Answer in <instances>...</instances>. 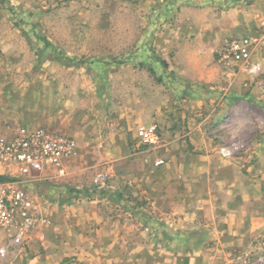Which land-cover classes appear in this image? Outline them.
Listing matches in <instances>:
<instances>
[{
	"label": "rangeland",
	"instance_id": "obj_1",
	"mask_svg": "<svg viewBox=\"0 0 264 264\" xmlns=\"http://www.w3.org/2000/svg\"><path fill=\"white\" fill-rule=\"evenodd\" d=\"M185 1L0 0V136L22 126L43 128L72 136L77 146L62 176L20 177L0 169V177L22 181L37 216L20 245L0 234V264H264V64L249 74L216 58L224 39L247 32L222 28L246 20L257 0H238L242 6L234 10H226L232 1L212 10L187 0L202 7L197 13L182 9ZM157 60L166 67L163 80L152 82L139 72ZM110 69L109 81L104 71ZM183 78L203 83L195 87L201 103L189 100V113L183 112L186 97H177L189 95L191 85ZM157 106L160 146L178 143L169 155L194 160L206 151L238 162L234 196L255 215L248 227L239 220L244 236H221L215 226L216 217L228 220L224 212L233 200L221 190L211 193L219 209L212 208L210 221L197 203L183 201L184 212L155 211L137 191L151 169L144 156L162 159L166 152L143 149L137 138L120 148L114 118ZM26 115H32L31 125L19 123ZM201 141L217 151L195 150L194 142ZM250 176L256 191L247 194L242 178ZM173 180L164 177L165 185L149 187L166 191ZM85 189L96 193L90 199L71 193L70 203L65 201L70 191Z\"/></svg>",
	"mask_w": 264,
	"mask_h": 264
},
{
	"label": "crops",
	"instance_id": "obj_2",
	"mask_svg": "<svg viewBox=\"0 0 264 264\" xmlns=\"http://www.w3.org/2000/svg\"><path fill=\"white\" fill-rule=\"evenodd\" d=\"M188 1L186 0L185 4H188L186 3ZM200 1L202 4L203 2H205L204 4H206V5H202L203 9L206 8L212 10L219 9L220 7H217V5L214 4L217 3L219 4L220 1L233 2L232 5H230V7H228L226 10H234L239 6H242L240 5L241 2L238 0H200ZM256 2L257 3H254L253 7L250 8V15L246 20L240 18L239 19L240 24L238 22H235L233 23L234 26L230 29L222 28L224 29L222 32L236 35V34H241L244 28L247 29L246 30L247 32L244 33L243 36L249 35L256 40V47L253 54V61L259 66H261L262 64H264V0H257ZM259 4H261V6H259ZM202 7L198 5H190L189 3L188 5L182 7V9H184L185 11H191V13H197L199 11L198 9L201 10ZM152 63L154 62H151L150 64ZM145 67L146 69H140L139 73H141V75L143 76L145 75L148 78L150 77V79L153 82L155 80L154 75L151 74L148 66ZM151 67L154 69L157 75L160 74L161 71L157 66H155V64H152ZM120 71L123 70L121 69ZM104 73H105L104 74L105 77H109V75L111 74V69L105 70ZM125 73L127 76L130 77L132 75H135L133 74L135 73L134 70H125ZM183 80L184 83L191 85V88L192 87L195 88L196 85L203 84L200 79L183 78ZM109 81H110V77H109ZM186 93H189V95L187 94L186 96H183L184 94H179L180 96H177L180 98L186 97L185 99L188 100L185 102L186 110H184L183 112L190 111L189 107L191 108L192 106L188 107V105L193 104V102L191 103V101L199 100L196 94H192L189 91H186ZM219 109H214L213 110L214 114L218 113ZM31 116L26 115L23 118H19V123L32 124L33 122L30 119ZM159 117H160V112L158 106L156 107L155 110L152 109L151 111L146 112L145 114L142 115L128 114L127 116H120L119 118L115 117L114 120L118 124V126H116L115 128L116 131L115 136L119 140V147L120 148L124 147L126 145L127 139L128 140L132 138L136 139L138 132L142 129H146L150 127H155L157 129L155 124L159 120ZM208 142L209 141H201L198 144L194 142L193 145L195 147V150L198 151H202L203 149L202 147L204 148L209 147L211 148L212 152H216L217 149L216 148L212 149L213 145ZM161 148L164 150V152H166V154H163V156H161L162 159L158 158L159 155L157 153H152V155L148 154L147 156H144V161L147 162V164L151 167V169L149 168L148 171L149 173L146 172L143 173L141 177V181L139 182V186L137 188V191L141 195H145L147 197V200H152L151 203L152 209H155V211H158L160 209H165L168 212H177V211L184 212L186 211L187 208L184 204H182L183 201L184 203L188 202L189 205L191 203H197L198 205L197 209H200V211L202 210L204 216L207 214L206 212H209L206 215V217L210 221V218H213V216H215L214 214L211 213V211H213L212 208L217 207V206L214 207L217 204L216 202L213 201L211 197V193L218 194V192H220L221 190L222 195L229 194L232 196L233 200L230 202L229 205L230 207H228L225 212L222 211L225 213L224 218H227L228 220L223 221V219L219 220V218L216 217L214 220V224L215 226L217 225L219 227L220 229L219 231H221L220 233L221 236L224 235H235V237L244 236L242 230L239 229L240 227L239 220H241V218L242 221L246 220L244 221L242 227H246V226L248 227L250 225H247V222L253 220L255 218L254 217L255 215L252 214L249 209L242 207V205H240L241 204L240 202L245 200H243L242 198L240 199V197L238 196L239 195L238 190L240 188V179H241L240 176L241 174L237 167L238 162H236L234 158L226 159L224 158L225 156L222 154L221 155L206 154L207 153L206 151L204 152L205 153L204 155L202 154L201 156L196 157L194 160L187 158L188 155L187 156L179 155L180 157L174 158V156L168 154L170 149L175 150L176 148H178V143H175L173 141H164L163 145L161 144V146L158 149ZM214 157L216 159L215 161H214ZM258 158H261V156H259ZM158 160L163 161V166H154V164ZM118 161H121V158H119ZM255 162H256L254 163L255 168H258V165L261 164V160ZM210 163L211 165L209 167ZM214 163H216V165ZM177 166H179L177 170L179 171L178 172L179 174L175 172V168ZM144 169H148V167ZM252 169L254 170V166L250 167L248 170L251 172ZM260 171L261 170H259V172ZM164 177H167L169 180L174 179L172 184L169 185V187L171 188L170 189L167 188L166 191L165 190L163 191L161 189L162 191L160 190V192L159 191L154 192V189H152V187L150 188L149 184H152V186L155 185L156 187L158 185H165L164 182L162 181ZM250 177L251 178L249 177L242 178L244 180V181L242 180L244 184L242 183L243 185L241 187H243V189L247 191V194H249L248 192H250V190L251 193H255L254 191H256L257 181L253 179L254 176L253 177L250 176ZM202 183L205 190L203 189L204 191L201 192L200 189ZM235 193H237L238 195L234 196ZM204 196L206 198H204ZM250 201H251L250 199L247 200V202ZM163 203L167 204V206L162 207L161 204ZM253 232H254L253 230L249 229L248 234Z\"/></svg>",
	"mask_w": 264,
	"mask_h": 264
},
{
	"label": "built area",
	"instance_id": "obj_3",
	"mask_svg": "<svg viewBox=\"0 0 264 264\" xmlns=\"http://www.w3.org/2000/svg\"><path fill=\"white\" fill-rule=\"evenodd\" d=\"M256 40L249 35L229 37L222 41L216 58L223 65H237L249 74H256L260 66L253 61ZM139 147L159 148L161 139L155 127L137 134ZM76 150L75 140L65 134L43 128L19 127L13 133L0 136V169L14 170L18 176L30 174L64 175L68 161ZM158 160L155 166L162 165ZM37 221L35 206L20 179L0 181V234L10 245L23 243L26 234ZM0 248V256L4 255Z\"/></svg>",
	"mask_w": 264,
	"mask_h": 264
},
{
	"label": "trees",
	"instance_id": "obj_4",
	"mask_svg": "<svg viewBox=\"0 0 264 264\" xmlns=\"http://www.w3.org/2000/svg\"><path fill=\"white\" fill-rule=\"evenodd\" d=\"M141 64H144V63L142 62ZM152 64H155V66H157L160 69V71H161V69H164L166 67V64L162 60H157V61H155ZM152 64H150V62H148V63H146V66L149 67V71L151 72L152 75H154L155 80H157L158 82L161 81V80H163V73H162V71L160 72L159 75H157V73L151 67ZM188 91L190 93H192V94H196L197 95L196 88H191L190 87V89ZM11 180L12 179H8V178H5V177H0V181H11ZM71 193L75 194V197H77V198H78V196H87L90 199L92 196L95 195L96 189H93L91 191H89V189H85L84 191H70V194H68V197H66V200H65L68 203H70V201H69V199H70L69 198V195H71ZM102 193L103 192H100V194H102Z\"/></svg>",
	"mask_w": 264,
	"mask_h": 264
}]
</instances>
